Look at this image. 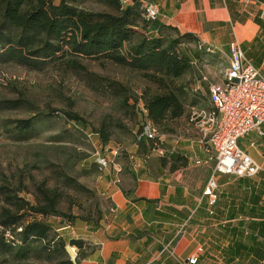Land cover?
<instances>
[{
  "label": "crops",
  "instance_id": "1",
  "mask_svg": "<svg viewBox=\"0 0 264 264\" xmlns=\"http://www.w3.org/2000/svg\"><path fill=\"white\" fill-rule=\"evenodd\" d=\"M120 1L123 6L134 1L143 8L155 6L159 24L180 34L190 33L197 44L211 46L214 51L208 56L210 62L213 54H218L225 68L229 63L228 45L235 40L264 76V0ZM198 70L204 80L195 71L181 81L186 84L188 80L195 94L201 93V84L211 85L199 63ZM196 86L198 92H194ZM184 121L186 117L179 122ZM188 121V138L166 135L163 142L167 138L175 141L171 155L184 156L187 166L167 172L160 164L151 170L144 160L136 167L130 161L121 170L117 185L112 183L113 175L105 174L101 187L112 202L111 213L97 226H86L85 233L78 236L88 246L79 256V250L66 246L73 251L72 264H187L191 257L197 258V264H264V151L248 146L250 140L264 143V138L251 135L239 142L260 166V172L252 177L219 175L215 179L216 202L209 206L202 191L214 166L203 151L197 130ZM153 155L150 152L144 158ZM194 176L198 181L193 185Z\"/></svg>",
  "mask_w": 264,
  "mask_h": 264
},
{
  "label": "trees",
  "instance_id": "2",
  "mask_svg": "<svg viewBox=\"0 0 264 264\" xmlns=\"http://www.w3.org/2000/svg\"><path fill=\"white\" fill-rule=\"evenodd\" d=\"M95 1L105 4L113 13L89 12L78 7L76 0H58V3L54 0H0V65L13 64L38 71L61 69L75 75L86 72L84 62L87 61L125 69L146 84L139 99L132 97L131 88L114 81L102 84V90L118 101L125 114L140 120L137 137L143 134L147 121L159 132L172 134V126L187 116V108L194 109V102L190 100L192 92L181 81L192 72V60H201V51L196 49L197 39L190 33L180 34L175 28L163 26L157 20L145 21L143 7L137 1L128 6H123L120 0ZM190 44L195 47L190 49ZM22 100L17 103L23 104ZM7 104L12 106L16 102L11 100ZM68 117L74 124L78 119L76 115ZM28 128L29 121H19L16 125L18 133ZM122 128L119 123H102L97 130L99 143L110 145L113 129ZM138 141L139 151L147 156L153 143L143 137ZM162 160L160 165H168L169 172L187 166V159L179 155ZM36 189V200L31 204L19 198L15 190L0 187L3 203L0 206V255L7 256L14 251L13 258L21 263L29 260L30 254L38 248L36 244H40V250L49 257H65L66 246L79 250V256L88 248L85 242L65 241L59 235L50 237L53 226L37 219L58 217L68 219L72 225L74 218L59 209L62 195L42 185ZM6 233L12 239H7ZM57 264L72 262L66 257Z\"/></svg>",
  "mask_w": 264,
  "mask_h": 264
},
{
  "label": "rangeland",
  "instance_id": "3",
  "mask_svg": "<svg viewBox=\"0 0 264 264\" xmlns=\"http://www.w3.org/2000/svg\"><path fill=\"white\" fill-rule=\"evenodd\" d=\"M76 1L78 7L89 12L113 13L105 4L95 0ZM54 2L58 3V0ZM189 47L193 49L195 46L190 44ZM200 53L198 63L202 72L211 84H220L226 69L222 57L213 54L210 62L209 54ZM84 63L86 72L81 75L62 72L61 69L38 71L13 64L0 65V187L15 190L19 198L31 204L36 200L39 185L60 193L59 209L74 218L72 225H69L68 219L58 217L37 219L53 226L50 237L59 235L65 241L78 239L85 233L86 226L95 227L100 217L109 218L111 213L112 202L103 195L101 187L106 175L98 172L92 159L94 151L99 150L97 130L102 123L113 122L123 126L122 129H113L110 140L111 147L119 149L118 159H112L108 152L104 153L107 159L120 165L122 172L130 161L137 166L144 160L151 170L163 161L155 155L151 159L142 156L137 139L140 120L125 114L118 101L102 90V84L114 81L131 88L132 97L139 99L146 87L145 82L132 72L109 63ZM192 69L186 77L195 74V69ZM208 86V83L201 84V93L190 95L194 109L210 106ZM21 99L24 103H17ZM11 100L16 104H7ZM129 103L132 104V100ZM138 107L142 108L141 101ZM190 107L187 108L186 121L174 123V132L164 134L188 138ZM68 115L77 116L78 119L73 121H76L75 124ZM19 121H29L28 130L18 133L16 125ZM90 134H93L92 143L86 137ZM159 135L161 137V131ZM163 146L168 160L175 141L167 138ZM165 168L168 172L169 166ZM157 175L159 173L153 176ZM191 180L193 185L197 184L196 176ZM2 204L0 202V206ZM66 226L67 230H60ZM36 245L37 251L30 254L29 260L18 262L13 258V251L7 256L0 255V264H57L58 261H65L66 257L70 259L73 254L66 249L65 257H49L40 250V244Z\"/></svg>",
  "mask_w": 264,
  "mask_h": 264
},
{
  "label": "built area",
  "instance_id": "4",
  "mask_svg": "<svg viewBox=\"0 0 264 264\" xmlns=\"http://www.w3.org/2000/svg\"><path fill=\"white\" fill-rule=\"evenodd\" d=\"M142 14V18L148 22L159 18L158 9L152 5L144 7ZM196 49L206 54L214 51L211 46L205 47L201 43L196 45ZM198 62L192 61V67L201 76L200 79L204 80L198 70ZM228 62L222 82L208 86L210 107L192 109L188 116V122L194 126L201 138L203 151L209 155L208 159L214 166L202 191L209 206L216 202V177H252L261 170L254 159L240 148L239 142L251 135L258 139L264 138V76L250 63L235 40L228 45ZM199 90V86H196L194 92ZM142 133L137 139L143 137L151 141L153 147L150 152L159 158L164 157L162 146L166 134L161 132L160 137L159 130L148 121ZM86 137L92 143L93 134ZM248 146L264 151V143L257 140H250ZM98 147L99 150L92 154L93 162L101 173L113 175L112 183L117 185L120 182L121 167L115 160L107 159L104 153L108 152L112 159H118L119 149L101 143ZM6 236L7 239H12L9 233ZM187 264H197V258L191 257Z\"/></svg>",
  "mask_w": 264,
  "mask_h": 264
}]
</instances>
